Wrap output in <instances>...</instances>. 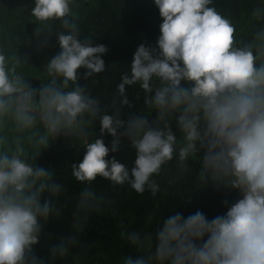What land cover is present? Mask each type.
<instances>
[{
    "label": "clouds",
    "instance_id": "1",
    "mask_svg": "<svg viewBox=\"0 0 264 264\" xmlns=\"http://www.w3.org/2000/svg\"><path fill=\"white\" fill-rule=\"evenodd\" d=\"M150 2L158 19L162 17L156 47L137 46L116 90L121 105L135 106L144 99L156 112L124 120L118 110L101 113L99 101L79 84L71 91H55L58 110L72 122L82 114L99 116L100 136L86 144L72 175L80 182L102 176L155 195L159 186L151 177L173 159L177 141L169 124L161 122L174 114L183 136L177 153L181 164L203 151L201 178L223 183L242 197L211 219L199 209L187 216L172 212L154 237H145L154 239L149 250L126 255L121 264H264V63L257 66L259 51L235 43L233 24L210 6L212 0ZM31 12L39 21L64 18L69 0H34ZM63 27L68 31L57 33L61 50L50 58L49 74L63 77L65 86L77 81L80 68L86 78L102 74L108 48L80 40L67 19ZM257 36L264 39V29ZM13 91L0 66V97ZM105 134L113 137L110 147ZM120 137L135 149L131 168L108 158L110 151L118 150ZM50 177L42 166L0 153V264H46L33 246L40 240L41 221L60 214L50 200H41L46 190H61L59 184L46 182ZM82 196L78 209L87 211L86 201L94 193L85 189ZM188 202L189 193L178 190L175 203ZM127 239L137 248L143 246L139 233L131 232ZM74 242V237L61 238L50 247V257L63 256Z\"/></svg>",
    "mask_w": 264,
    "mask_h": 264
},
{
    "label": "trees",
    "instance_id": "2",
    "mask_svg": "<svg viewBox=\"0 0 264 264\" xmlns=\"http://www.w3.org/2000/svg\"><path fill=\"white\" fill-rule=\"evenodd\" d=\"M210 6L233 24L235 43L250 46L254 53L259 51L257 66L264 63V39L257 36L264 29V0H212ZM33 7L34 0H0V66L9 76L15 97V102L8 94L0 97V153L16 155L34 167L48 169L51 177L46 182L61 186L58 193L46 190L42 194V202L50 200L60 214L53 213L47 222L41 221L40 240L33 246L35 255L46 264H121L126 255H141L149 250L154 239L145 237H154L163 218L172 212H185L187 216L199 209L211 219L224 214L242 197L240 191H232L223 183L207 176L201 178L203 151L181 164L177 153L183 136L174 114L166 115L161 122V126L169 124L177 141L173 159L151 177L159 186L155 195L147 188L138 193L127 183L116 184L102 176L91 182L76 180L72 165L83 159L86 144L100 136L96 124L99 116L93 119L82 114L72 122L58 110L55 91H71L79 84L99 101L101 113L118 110L124 120L156 112L145 105L144 99L135 106L121 105L116 86L138 45L156 47L162 17L158 19L150 0H69L66 17L44 21L32 15ZM64 19L75 24L80 40L108 48L107 67L102 74L86 78V70L80 68L77 81H69L66 86L63 77L50 75L47 68L50 58L61 50L57 33L68 31L63 27ZM15 103L28 105L38 114L20 109ZM112 139L104 135L109 147ZM111 157L131 168L136 152L121 138L118 150L109 152ZM85 189L94 193L86 201L87 211L78 209ZM178 190L189 193L188 203H175ZM131 232L140 234L144 241L141 248L128 241ZM68 237H74L75 242L67 245V252L51 258L50 247Z\"/></svg>",
    "mask_w": 264,
    "mask_h": 264
},
{
    "label": "water",
    "instance_id": "3",
    "mask_svg": "<svg viewBox=\"0 0 264 264\" xmlns=\"http://www.w3.org/2000/svg\"><path fill=\"white\" fill-rule=\"evenodd\" d=\"M8 95H9V96L11 97V99L14 100V102H15V97H14V95H13V92H12V93H9ZM15 104H16V103H15ZM16 105H17V104H16ZM17 107L20 108V109H28V110H32L33 112H35L36 114H38V112H37L35 109H33L32 107H30V106H28V105H17ZM50 128H52L53 130H55L54 127H52L51 125H50ZM62 134H65V133H62ZM66 135H75V134L68 133V134H66Z\"/></svg>",
    "mask_w": 264,
    "mask_h": 264
}]
</instances>
